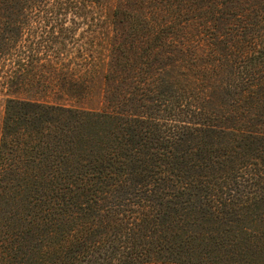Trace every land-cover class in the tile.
Here are the masks:
<instances>
[{"label": "trees", "instance_id": "obj_1", "mask_svg": "<svg viewBox=\"0 0 264 264\" xmlns=\"http://www.w3.org/2000/svg\"><path fill=\"white\" fill-rule=\"evenodd\" d=\"M139 2L158 17L126 13L155 25L147 39H128L137 52L130 46L127 74L116 72L121 102L106 95L111 114L8 99L0 178L16 184L0 183V199L13 202L0 207V264H237L234 237H205L196 227L219 214L263 219L264 0ZM27 4L0 0V61L15 54L12 33L21 21L12 14ZM165 56L186 81L155 77ZM218 75L227 86L213 104ZM138 177L146 203L126 215L132 221L93 218L91 204L119 214L113 193L119 184L134 188ZM165 202L179 219L159 208ZM181 216L188 222L177 229ZM263 236L257 231L256 243L239 249L243 264H259Z\"/></svg>", "mask_w": 264, "mask_h": 264}, {"label": "rangeland", "instance_id": "obj_2", "mask_svg": "<svg viewBox=\"0 0 264 264\" xmlns=\"http://www.w3.org/2000/svg\"><path fill=\"white\" fill-rule=\"evenodd\" d=\"M25 1L30 4L18 9V13L12 14L13 19L21 21L14 27L15 32L12 33L15 44L11 45L13 47L11 51L15 54L9 60L0 61V148L3 146V120L10 98L25 99L26 96L28 100L42 104L63 103L62 106L77 109L84 107L104 114L110 113L109 99L106 97L108 91L110 90L113 98L112 103L116 105L121 102L125 92L123 83L116 77L117 71L119 78L128 72L123 55L127 54L130 46L133 52L135 50L137 52V47L133 43L130 44L128 39L133 38V34L147 39L149 29L155 25L152 21L138 25L139 23L126 13L132 9L138 15H151L154 19L158 17L156 10L149 11L140 7L138 0H43L41 6L37 0ZM33 3H37L36 6ZM115 9L119 10L118 15L117 13L115 15ZM1 17L5 18V13H1ZM222 28L223 24H220L215 33ZM115 46L119 48L112 52ZM173 59L165 56L159 65H155L154 69L159 67L162 69L155 77L163 81H186V78L181 76L182 69L173 65ZM111 74L110 81H107V76ZM218 77L210 83L211 87H216L217 90V94L211 96L213 104L217 103L218 94L223 93L227 86V78L224 75ZM166 113L161 110L158 112L163 116ZM110 138L107 141L111 140ZM0 183L4 185L7 183V189L10 186L14 188L16 184L14 180L5 177L0 178ZM132 183L134 187H131L132 189L119 184V187H116L118 189L116 195L112 192L113 197H119L120 209L117 207L119 214L115 212L110 214L106 210L99 212V206L91 204L93 218L101 217L103 220H109L112 225L132 221V218L128 219L126 215H130L139 205L146 203L142 197L143 191H147L142 190L144 184L139 177L132 180ZM148 187L151 188V185ZM238 190H241V187L235 189L236 192ZM240 192L242 193V190ZM241 193L239 194L243 195ZM239 198L243 203L244 196ZM167 202L158 206L170 218V214L175 215V208L173 209ZM3 204H5L3 207L9 210L13 202L0 199V207ZM260 211L264 213V208ZM200 214L199 212L198 215ZM223 216L219 214L209 216L205 220L202 218L203 222L198 224L196 230L205 237L211 232L226 233L234 237L237 242L234 252L238 253L232 261L243 264L246 255H239L242 251L239 249L244 250L247 245L253 246L256 243L254 235L257 231L264 233V216L263 219H256L245 212L233 215V218ZM175 217L179 219L180 216L176 214ZM181 218V222L184 220L188 222V217ZM183 224L185 222L178 223L176 228H182ZM224 230L230 231L227 233ZM261 243L263 255L262 253L257 255L255 261L264 264V236Z\"/></svg>", "mask_w": 264, "mask_h": 264}]
</instances>
